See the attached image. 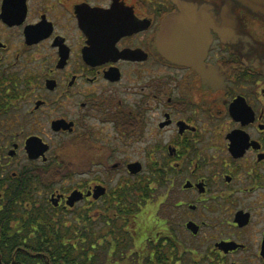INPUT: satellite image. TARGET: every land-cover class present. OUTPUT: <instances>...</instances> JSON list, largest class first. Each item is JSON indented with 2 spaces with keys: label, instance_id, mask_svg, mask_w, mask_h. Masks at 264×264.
Masks as SVG:
<instances>
[{
  "label": "flooded vegetation",
  "instance_id": "obj_1",
  "mask_svg": "<svg viewBox=\"0 0 264 264\" xmlns=\"http://www.w3.org/2000/svg\"><path fill=\"white\" fill-rule=\"evenodd\" d=\"M223 1L0 0V141L16 144L10 153L0 143V209L17 205L21 217L20 149L32 168H79L82 178L47 200L61 194L54 208L82 205L92 219L110 198L119 202L117 189H134L125 180L139 176L128 170L138 164L149 180L145 242L122 230L128 245L117 236L116 246H90L98 264H141L142 252L145 264H264V19L235 6V35L209 29L202 71L170 61L156 43L162 21L188 10L183 3H211L203 7L220 21ZM29 139L46 151L29 158ZM50 140L66 145L64 157ZM120 170L128 177L109 189ZM96 185L106 188L99 197ZM152 185L159 202L145 195ZM75 189L83 196L71 207ZM108 248L112 261L102 259ZM10 249L0 264H22L21 248Z\"/></svg>",
  "mask_w": 264,
  "mask_h": 264
},
{
  "label": "trees",
  "instance_id": "obj_2",
  "mask_svg": "<svg viewBox=\"0 0 264 264\" xmlns=\"http://www.w3.org/2000/svg\"><path fill=\"white\" fill-rule=\"evenodd\" d=\"M33 176L39 175L36 172H30L29 174L26 173L23 178L21 217L17 219L15 216L17 205L13 206V218L10 215L13 211L10 205L0 209V248L7 246L9 248L0 249L1 261H11L10 247L19 246L22 253V264H96L95 251L91 248L89 251L86 246H116L118 244L116 237L119 234H116L115 228L120 227L130 233L134 231L136 244L140 246L144 244L147 230L146 219L144 212L142 214V211L139 210L140 201L135 196V191L139 192L143 188L141 193L143 198L144 187L142 184L134 190L132 188L130 190L129 187L126 188L127 185L118 189L120 190L118 193L119 202L115 203L111 198L104 202L103 207L99 210L101 215L94 219L89 217L87 213L89 210L83 207H77L72 217L68 218L64 213L58 212L50 203L41 202L38 204L36 196L38 192L36 189L38 188L32 185L34 184ZM43 184L46 183L43 182ZM15 190L14 187L13 193H11V190L8 189L2 196L9 199ZM132 197L135 198L134 202H131ZM129 206H134V209L130 210ZM133 212L134 215L131 214ZM118 213L124 217H115L114 215ZM98 223L107 229L106 233L98 235L91 230L99 226ZM18 230H21V233ZM128 236L126 232L121 237L126 239ZM12 252L16 253V251ZM115 252V250L108 248L102 254L110 256L102 259L112 261V255ZM142 255L141 264H145L144 252ZM134 264H140V262Z\"/></svg>",
  "mask_w": 264,
  "mask_h": 264
},
{
  "label": "water",
  "instance_id": "obj_3",
  "mask_svg": "<svg viewBox=\"0 0 264 264\" xmlns=\"http://www.w3.org/2000/svg\"><path fill=\"white\" fill-rule=\"evenodd\" d=\"M183 4L187 5L188 10L184 9L182 12L170 15L162 21L161 30L156 40L157 47L170 61L185 65H197L201 71L206 70L202 66L201 61L204 54V45L211 39L209 29L217 28L224 38H230L235 35V26L237 24L236 15L233 12L235 6H239L247 12L264 19V0H224L220 21L212 12L203 7L204 5H211V3H201L203 6L199 10L190 9L189 6L196 5L194 2H185ZM1 15L5 17L4 14ZM191 49H195V51H191ZM197 55H199L198 58ZM14 147L10 149V153L15 151ZM47 147V144H41L35 139H29L25 143L29 158L43 154ZM133 166L135 168H128L131 173L140 171L138 164H133ZM104 193V186H95L94 197H99ZM61 196V194L55 197L52 195L53 200H55L53 201L54 205H57ZM82 196L83 193L75 189L67 196L66 204L73 205Z\"/></svg>",
  "mask_w": 264,
  "mask_h": 264
},
{
  "label": "rangeland",
  "instance_id": "obj_4",
  "mask_svg": "<svg viewBox=\"0 0 264 264\" xmlns=\"http://www.w3.org/2000/svg\"><path fill=\"white\" fill-rule=\"evenodd\" d=\"M29 108H31V106H29ZM4 126H5V123L3 124V127ZM8 127H9V125H8ZM1 142H4V144H6L5 148L12 149L11 140L4 139V140L0 141V143ZM50 142H51V145L53 143H54V145H56V149L54 151H51V153H54V152L56 153L57 152L59 155H61V157H64V155L66 153V150H67L66 145L62 141L61 142H58V141H54L53 142V140H50ZM18 152H19L18 158H21L22 162H23L24 176H25L26 173L29 174L30 172H32V173L36 172L39 175L37 177L33 176L34 177V181H33L34 184H32V185H35V188L37 186L38 189H36V190H38V192L40 193V194H38V193L36 194L38 204L41 203V202L49 204V201L47 200L48 199L47 197L49 196V192H51L53 190H56V189H59V188H60L61 191H65V190H67L69 188V185L72 182L82 178V176H78V175H75V173H73V171H78L79 168H64L63 166H61L60 168H57L56 166H53V164H51V166H53L52 168H32L33 166L38 165V164L36 162L28 160L27 157H26L25 152L23 151V149L22 150L20 149ZM54 160L56 161V159H54ZM59 164H61V161H60ZM136 174H138L139 176L138 177H134V178L131 177V178H127L126 179V177H128V175H127L126 172H123V170L114 172V175L111 177L112 179H111V182H110L108 188L109 189L115 188L114 187L115 185H116V188H118L119 184H117V183H119L121 180H125L126 179L125 181L127 183H132V187L134 189L138 188L142 184L143 187H144V192H145V190L147 188V184H149V180L147 178H145V175L147 174V169L146 168H140V171H138ZM39 177H40V179H38ZM123 177H125V178L123 179ZM43 182H45L48 185L43 184ZM145 186H146V188H145ZM127 187H129L130 190H132L131 186L127 185L126 188ZM154 187H155V185H152V189H149L148 191H146L145 195H146V197H150L152 199V202H159V198H158L159 189L158 188L154 189ZM142 190H143V188L140 189L139 192L136 190L135 191V196H136V199H138L140 201V206L141 207H140L139 210L142 211L141 213L143 214L145 201L141 197L142 196L141 195ZM117 193H120V190L117 189ZM52 195H54V194H52ZM57 195H54V197L57 196ZM77 201H75L74 204ZM73 205H69V206L72 207ZM77 206L80 207L82 205H77ZM77 206L72 211H63L61 208H58L56 210L58 212L64 213V215L66 217L71 218L72 214L74 213V211L77 208ZM158 206H159V208H158ZM161 206L159 204H157V207H156L157 210H158L157 213L155 212L156 210L153 209L154 214L157 217H160V215H163V210H162ZM146 210H147V215H148V213H150V211H149V209H146ZM13 212H14V210H13ZM18 213H20V212H18ZM99 215H101V214H98L97 216H99ZM149 215H150V218H148V220H149V222L153 223V224H150V225H156V223H157L155 221L156 217H154L153 214H149ZM15 216H19V215L17 214ZM120 226H121V224H120ZM71 230H74V228H71ZM91 230H93L98 235H101V233L103 234V233L107 232V229L104 228L103 226H100V224H99V226H97V227H95L94 229H91ZM115 230H116V234H119L118 236H120L119 238H121V236H123V232H122L121 227L118 230L117 229H115ZM124 244L125 245L129 244L128 238H126ZM104 246H106V245H104ZM86 247L89 249V251H91L90 245H87ZM93 251H95L96 262L98 264L100 259H99V257L97 255L100 254V253H98L99 251L97 249H94ZM104 251H106V249H104Z\"/></svg>",
  "mask_w": 264,
  "mask_h": 264
},
{
  "label": "bare ground",
  "instance_id": "obj_5",
  "mask_svg": "<svg viewBox=\"0 0 264 264\" xmlns=\"http://www.w3.org/2000/svg\"><path fill=\"white\" fill-rule=\"evenodd\" d=\"M10 190H11V189H10ZM7 191H8V190H7ZM37 193H39V192H37ZM37 193H36V194H37ZM115 229H117V230H118L119 228H115Z\"/></svg>",
  "mask_w": 264,
  "mask_h": 264
}]
</instances>
